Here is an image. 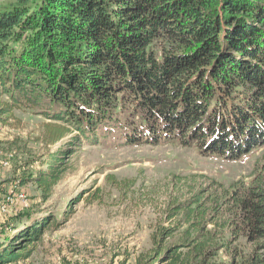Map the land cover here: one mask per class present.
Instances as JSON below:
<instances>
[{
	"label": "trees",
	"instance_id": "trees-1",
	"mask_svg": "<svg viewBox=\"0 0 264 264\" xmlns=\"http://www.w3.org/2000/svg\"><path fill=\"white\" fill-rule=\"evenodd\" d=\"M22 109L43 117L46 143L173 142L239 159L264 146V0H7L0 125ZM42 163L16 181L47 198L61 150ZM254 170L175 201L136 264H264V163ZM51 220L4 236L0 264L29 258Z\"/></svg>",
	"mask_w": 264,
	"mask_h": 264
},
{
	"label": "rangeland",
	"instance_id": "rangeland-1",
	"mask_svg": "<svg viewBox=\"0 0 264 264\" xmlns=\"http://www.w3.org/2000/svg\"><path fill=\"white\" fill-rule=\"evenodd\" d=\"M5 3L0 0V7ZM13 114L0 125V160L8 161L0 164V201L12 189L23 194L27 206L16 199L0 214V244L44 217L53 220L31 256L12 264H136L151 246L154 229L168 224L167 210L175 201L214 182L227 189L247 184L256 164L264 163V146L229 160L173 142L89 144L80 138L72 143L70 134L46 143L42 116L26 109ZM66 149L72 152L64 154ZM58 150L65 169L47 198L32 181H16L23 172L44 168L43 160ZM18 213L29 216L16 221ZM54 221L64 223L55 228Z\"/></svg>",
	"mask_w": 264,
	"mask_h": 264
},
{
	"label": "built area",
	"instance_id": "built-area-1",
	"mask_svg": "<svg viewBox=\"0 0 264 264\" xmlns=\"http://www.w3.org/2000/svg\"><path fill=\"white\" fill-rule=\"evenodd\" d=\"M7 162L8 161L6 159L0 160V164L4 166H6ZM16 199L19 200L22 205L27 206L23 194L19 193L16 195L15 191L11 189L3 196L2 200L0 201V214L7 213L9 207L15 203Z\"/></svg>",
	"mask_w": 264,
	"mask_h": 264
}]
</instances>
